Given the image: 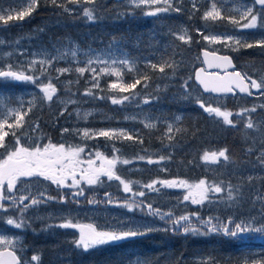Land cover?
I'll list each match as a JSON object with an SVG mask.
<instances>
[{
    "label": "rangeland",
    "instance_id": "rangeland-1",
    "mask_svg": "<svg viewBox=\"0 0 264 264\" xmlns=\"http://www.w3.org/2000/svg\"><path fill=\"white\" fill-rule=\"evenodd\" d=\"M213 2L217 4V7L221 8V11L225 16H232L238 21H241L240 11L246 10L248 7H254L255 5L253 1L240 3L235 0H232V3L231 1L230 3H226L223 2V0H173V5L178 7L182 4H187V7H190L188 8L190 11L188 17L191 18V11L197 12L200 10V12L203 14L205 11L211 8ZM120 4L134 7L132 4H130L129 0L121 1ZM194 4L195 8L193 7ZM159 6L164 5L161 3ZM25 7H27V0H0V10H3V14L5 15L9 14L10 11L12 14H14L15 11L22 10ZM140 8L146 9L147 7L142 5ZM236 9H239L240 11H235ZM254 14H257L258 17L264 15L262 11L257 12L255 9ZM220 21L221 20L215 22L211 21V23L213 24ZM225 22L230 25L229 28L231 30H229V28L227 30H220V28L212 29L209 30V32H207L205 35L219 36L222 41L228 36L232 37L233 40H241L242 42L248 40H264V28H260L259 34H246L242 31L239 24L234 25L227 19H225ZM56 25L57 23L54 22L50 28H45L43 33L37 32L35 34H31L24 37V41L19 39L12 44H8V42L5 41V36L0 33V41H2V43H0V70H9L8 66L11 65L12 71H24L28 75H38L39 78H41L44 73L49 74V76L52 75L54 78L58 79L56 80V83L59 84L72 86L80 81H83L86 87H92V73L89 71L81 76L75 71L76 67L85 66L89 58H95L96 56H99L101 60H107L109 62L114 59L119 60L127 57L123 52L121 44L118 40L113 41L108 46L91 47L86 44V41H81L80 38L71 31L56 29ZM184 30L188 32L189 25L181 26L180 31H177L176 34H180ZM207 42L211 47L214 48H216L215 45L217 47L220 45H229L232 47L236 46L232 42ZM74 48L78 49L77 56L75 58L71 55V51ZM9 53L10 55H8ZM61 53L66 54L62 58L53 61L50 67L46 65L45 67L47 68V71L43 74H41L39 70V64L35 66L34 70L28 69L29 62L33 59H51L53 56H58ZM130 60L134 64L135 60ZM239 66H244L245 69L248 68L250 70L249 62H241L239 63ZM93 67H97V69L99 68L98 65H93ZM116 67L122 71L124 83L134 82L135 74L132 71H128L126 67L120 68L119 65ZM59 68H71L72 71L61 74L57 72V69ZM103 77L105 76H100L98 78L99 83ZM110 77L111 78L108 79L109 83L117 82L116 77ZM70 81L71 83H69ZM157 85H159V89H157ZM135 91L139 93L135 99L126 101L119 105L112 104L110 99L109 103L105 107L96 106L88 100H79L77 96L75 97L73 95L56 97L55 106L57 110L54 113L55 123L51 122L50 124L57 125L58 141L55 143V145L64 144L66 147L70 146L72 148L84 149V151L81 152L78 157H75L72 162L63 166L66 171L69 169L75 171L76 178L80 180V184L78 186H70L72 185V178L70 175L65 181L66 186L63 187H58L57 184L52 183L51 180H45L43 177H21L17 182L18 191L26 196H30L28 194L46 192L47 183L54 185L55 190L59 191L60 193L63 190H67L69 192L71 191V194L80 188V186H89L90 188L101 186L105 191L107 188L113 185L115 189L118 188V191L120 192L119 197L121 198L111 204L107 203V199L103 200L102 205L85 204L83 206H75L72 204L69 209H60L52 206L42 205L35 206L32 211L29 212L30 214L27 215V218L31 221L27 224V229L29 230L31 236L30 243H28L24 249L20 244L22 238H24V235L18 233L20 230H22V227L15 228L12 225H8L6 221L1 219L0 236L15 242L14 247L10 246L11 248L18 249L19 251L22 250V252L24 250L22 254V261L24 264H37L36 261L31 260V257L35 254H39V252L35 253L34 250L29 251L30 247L36 246H42L46 250L47 257L51 256L49 257L51 259L50 264H69L71 260H64L65 254H63V252H66L67 249L68 251L72 250L73 247H75L73 241L79 238V229L58 227L59 224L69 219L75 224L82 226L93 225L100 230L119 231L132 229L144 231L146 228L153 229V231L147 232L146 235H144L147 237L153 235L154 233L160 232V234L163 236L165 234L168 236L167 232L169 231L179 235V247L177 249L178 252H167V250L166 252H156L149 250L148 259L151 262L150 264H199V261L204 258H211L212 264H216L225 255H227V258H230L232 262L235 261L239 262L240 264H252L253 261H259L258 250L256 247H251L257 241V232H246L238 234L235 237L231 235L224 236V238L229 240L232 239L237 243L243 241L247 242L245 243L246 248L238 253H234L230 250H227V252L218 250L215 243H209V246H212V248L206 247L205 249L197 250L195 247L198 245V242L194 241L193 238L199 240L201 234L194 235L192 233H184L181 225L187 226V221H182L181 225H174L172 221L180 216H188L191 225L199 228L201 232L207 231V223L201 224L200 221L203 220L207 222L209 218H211L212 223L215 225H218V222L221 224L228 223L229 217L232 218L233 223H238L241 221L247 223V221L255 217L256 219L253 221L252 227H260L262 224H264V215L255 212V210L250 206L248 207V205H243L246 201L241 199L246 198L252 204H260L262 207L261 201H254L253 198L257 195H261L260 191L261 189H264V167H262L257 161V156L260 149L264 148V143H261V134L264 133V123H261L260 132L247 130L249 138H245L243 141L244 143L241 142L242 145L239 143L235 144L231 153H229L231 149L227 147L231 162L234 159V154L241 152V155L244 157V159L242 161H237V163H225L223 160H221L219 164L205 163L201 161L200 157L205 150L213 151L212 147L195 149V147L188 146L183 148L174 142L175 139L180 140V138H178L180 136H175L174 140L171 142H169L166 138H163L164 140L161 142L162 146L165 147L163 154L160 152L158 147L157 150L152 151L151 155L149 154L148 156V158L151 157L153 160H157L160 156H170L171 159H165L159 163L148 164L146 158L145 160H141L139 164L133 162L127 165L120 164L123 168L117 167V164L115 169L117 175H119L126 182H133L130 187L136 186L137 189L131 188L132 191L126 193L123 190V185H121L119 181H110L108 180L107 176L103 175L101 176V182L95 185H89L85 180L80 179V170L89 168L88 161L90 159L94 162L92 165L93 168L98 169L101 166L103 161L97 157V152L102 154V149L111 147L112 150L113 148L119 150L118 152H115V154H124L128 146L129 148L131 146H135L136 141L141 137V132H143L144 129H149L144 127L143 121L155 122L156 127L149 130L161 128L163 135L166 131L168 123H174L175 127H178V124L186 116H188L189 110L192 114V118H198L200 116V112L198 110L202 108L196 103L197 99L204 102L206 106H230V102L227 101V96L212 97L210 95H203L202 93L194 92L190 89H183L182 91L179 90L177 92L168 91L166 85L160 83L152 84L150 81H148L147 87H145L142 83L141 85H138ZM116 92L117 93L114 95L112 93L111 96H116L119 98L122 95H127V93H120L118 90ZM252 94L253 96L249 98V102L247 99H245V96L244 98H240L239 96L233 97V102L243 105L244 109L252 107H256V109L258 107L264 108L261 107L264 105V97H262V94L264 93H262L260 90L254 89L252 90ZM5 95V93H1L0 97L6 103V112L9 108H21L24 104H29L30 101L35 102L37 97L35 88H27L26 90L21 91L14 101L7 100ZM41 96H43V94H41ZM145 97L150 99V102L147 104L142 103ZM68 99L74 100L76 103L67 105V110L64 111L63 115H61V110L64 108V104H62L61 101H66ZM9 101L11 103L7 104ZM77 109L80 111V117L77 116ZM84 112H90L91 115L87 119H84ZM249 115L254 122H264V116L258 115L257 110L253 113H250ZM177 116L181 117L179 121L175 119ZM125 117L130 118L125 119ZM131 117H135V119H132ZM247 119L248 116H246L245 120L242 121L243 126ZM37 124L38 123L34 124L31 128V137L29 136L30 139L26 141V144L28 145L32 146L33 138L39 139L42 136L41 127L38 124L39 127L37 128ZM65 128L69 129V131L63 132V129ZM84 129H89L92 131H98L101 129H123L129 135H132L134 139L108 140L104 137L86 138L82 134H78V132H82ZM253 139L255 140V143H253ZM23 146L29 148L27 145ZM248 147L254 148V151L251 154H248L245 151V149ZM5 152L0 153L4 154ZM108 159L112 158L109 157ZM134 159L135 158L131 157L127 160L132 161ZM180 161H186L187 166L192 172V178L187 179L176 177L171 172V167L178 169L177 163ZM173 164H175V166H173ZM153 171L158 172V174L154 173L152 175L150 172ZM144 175H146V179L144 178ZM248 176L255 177L256 179L249 183L247 181ZM201 179H205L207 182H209V184L220 183L223 181L225 188L229 182L234 186L242 185L241 195L238 197L240 200L228 201L226 199V192H209L206 194L202 193L195 187V185ZM154 180L185 181L186 186L168 188L157 184L156 187L159 188L160 191H150L149 189L143 187V185ZM141 191L144 192V196L138 195V193ZM185 196H188L189 199L185 200ZM204 196H206V198H203ZM96 198L97 197H93L92 199L96 200ZM194 199L202 200V202L193 203L192 201ZM125 203L132 204L133 207L131 209L124 207L123 205ZM149 204L152 205L154 210H159L162 215L168 213L171 215H164L163 219L161 218V215H152L149 213V209L147 207ZM136 205L140 206L137 207ZM219 215L224 216L222 217L223 222L221 219H219ZM51 222H54L52 225L54 227V234L52 235L55 238L53 244L43 243L41 245H35L36 233L45 231L44 228H47L49 225H51ZM229 226L231 227L232 225ZM180 234L189 238L188 244L186 242H182V244H180ZM208 234L215 235L217 233ZM232 240L231 242L233 243ZM65 243V247L68 248L64 247ZM6 246L7 245L0 246V248H4ZM41 258L44 257L41 256ZM45 261L47 260L45 259ZM78 264H80V262H78ZM121 264L127 263L122 262Z\"/></svg>",
    "mask_w": 264,
    "mask_h": 264
},
{
    "label": "trees",
    "instance_id": "trees-1",
    "mask_svg": "<svg viewBox=\"0 0 264 264\" xmlns=\"http://www.w3.org/2000/svg\"><path fill=\"white\" fill-rule=\"evenodd\" d=\"M230 1L231 0H223V2L226 3H230ZM235 1L247 3L251 0ZM57 5H63V7H59ZM187 6V4L180 5V14L178 11L174 10L177 7L173 5L172 11L160 13L158 16H148L145 15V12L149 11L148 8L144 9L140 7L136 8L125 6L120 4V2H115L114 0H95L94 4H88L86 0H77L75 3L72 2V0H57V4H53L52 0H38V6L36 9L23 21H10L7 25L0 22V33L5 36V41L8 42V44H12L19 39L24 41V37L31 34H35L37 32L43 33L45 28H50L55 22L57 23L56 29L71 31L73 34L77 35L81 41H86V44L91 47L108 46L113 41L118 40L126 56L129 59L135 60V70L132 71L135 74V79L138 78L140 74H147L150 77L149 81L152 84H164L167 86L168 91H182L185 89V82H187V89L201 93L200 88L193 80V69L200 64L199 52L202 48L214 49L222 53H228L233 57L235 64L243 74H247L258 81L264 77V48L232 47L229 45H220L218 47L215 45L216 48L211 47L210 44L203 39V35L212 29L220 28V30H227L230 25L225 22V19L213 24L210 20H202L200 19V10L197 12L191 11L190 18L188 17L190 13L188 8L190 7ZM84 8L93 9V14L95 16L93 21L87 20V18L83 15ZM243 22L244 20L240 21V23ZM187 25H189L188 34L192 39L191 43L186 44L177 39L176 36L172 35V33L180 31L181 26ZM197 29L200 31L198 32ZM259 30V27L250 29L248 33L259 34ZM243 42L254 43L255 41L248 40ZM162 59L175 60L177 67L174 74L172 70L166 69V74L162 75L158 71H154L146 66V63L149 60L153 63H161ZM241 62H249L250 70L248 68L245 69L244 66H239V63ZM25 74L28 75L27 73ZM34 77L37 78L35 82L13 81L8 78H0V94L5 93L7 100L14 101L17 95L27 88H35L37 96L32 110L25 118V124L23 127L16 130V136L9 134V136L5 138V142L8 145L9 150H14L17 136L20 137V143L22 145L29 146V148L36 147L37 145L43 148L44 145L49 143L53 145L57 143V125H50L51 122L55 123L54 113L57 110L55 106L56 97L73 95L75 97L77 96L79 100H88L96 106L105 107L110 100L108 97H110L112 93L113 95L117 93V90L109 89L107 87L109 83L108 79L111 78L110 76L103 77L98 88L86 87L83 81H80L72 86L59 84L56 83V80H58L57 78H54L52 75L49 76V74L45 73L41 78H39L38 75H34ZM49 82H51L57 89V94L53 99L54 101L52 100L51 102L43 100V96H41V94H43L41 91V85H46ZM89 88L92 89L93 95H84L85 90ZM260 91L264 93V91ZM99 97L105 98L100 99ZM239 97L244 98V96ZM245 97V99L249 102V97ZM262 97H264V94H262ZM227 101L230 102V106H222L220 108L221 110H229L234 113L230 119L237 123V127L225 125L222 118H217L214 115L210 116L203 109L198 110L200 112V116L198 118H192V114L189 110V117L186 116L178 124L179 128L186 129V131L175 134V136H180L178 137L180 140L175 139L174 142L183 148L188 146L195 147V149L212 147L213 151L229 147L231 149L229 153L232 152L235 144L239 143L242 145L241 142L245 139V130L242 125V121L245 120L246 116H236L235 113L244 109V106L234 103L233 97H228ZM10 103V101L7 102V104ZM5 104L6 103L0 97V119L7 117V108H5ZM29 107V104H24L22 109L27 111ZM256 110L258 115L264 116V108L258 107ZM8 119L9 122H12L14 118L9 117ZM36 123H38L41 127L42 136L39 139L33 138V144L31 146L26 144V141L30 139L31 128ZM5 130L8 129L6 128ZM141 140L143 143L140 142ZM163 140L161 128L154 130L144 129V131L141 132V137L136 141L135 146H131L130 148L128 146L124 154H115L111 147L102 149L101 152L103 156L107 158H113L114 155L119 156V158L122 157L121 159L133 157L135 159L131 162L139 164L141 161L138 159L139 156L148 158L149 154L151 155L152 151L157 150L158 147L160 152L163 154L165 151V147L161 144ZM0 152H5V150L0 149ZM228 155L230 157V154ZM1 158H3V156H0V159ZM233 158L232 162L230 160L231 163H237V161H242L244 159L241 152L234 154ZM173 166H175V164H173ZM117 167L123 168L120 164H118ZM177 168L178 169L171 167V172L176 177L187 179L193 177L186 161H180L177 163ZM150 173H152V175L154 173L158 174L156 171ZM144 178L146 179V175H144ZM80 188H83L84 190V201L90 198L91 194H95L99 191L101 193H109L111 197L120 196L118 188L115 189L113 185L105 191L101 186H96L95 188L80 186ZM131 188L137 189L136 186H132ZM78 189L76 191H78ZM57 192L60 193L59 191ZM260 192L261 195H264V189H261ZM241 199L246 201L243 205H248L252 207L255 212L264 215V213H262V207H264V205L261 207L260 204H252L246 198ZM239 200L240 199L237 197V201ZM219 217L222 221V217L224 216L219 215ZM217 224V226L222 225L220 222ZM160 233H154L148 237L138 236L130 238L129 240L118 241L105 246H98L94 249L88 250L87 252L73 247L72 250L68 251L67 249L66 252H63V254H65L64 260L70 259L71 261L69 264H78V262H80V264H82V262L83 264H121L122 262L127 264H150L151 262L148 259L149 250L156 252H166V250L167 252H178L179 235L174 234L171 231L167 232L168 236L166 234L163 236ZM216 233L217 234L215 235L201 234L199 240L193 238L194 241L198 242V245L195 248L197 250H202L206 247L212 248V246H209V243H215L218 250L226 252L227 250H230L234 253H238L246 248V241L237 243L232 239L229 240L224 238L225 234L223 232ZM188 241V237L180 234V244H182V242H186L188 244ZM65 246L66 243L64 244V247ZM251 247H256L258 250L257 242H255ZM30 248L33 250V247ZM43 260L37 264H50L51 259H47V261ZM216 264L240 263L235 261L232 262L230 258H227V255H225Z\"/></svg>",
    "mask_w": 264,
    "mask_h": 264
},
{
    "label": "snow or ice",
    "instance_id": "snow-or-ice-1",
    "mask_svg": "<svg viewBox=\"0 0 264 264\" xmlns=\"http://www.w3.org/2000/svg\"><path fill=\"white\" fill-rule=\"evenodd\" d=\"M72 2H77V0H72ZM88 4H94L95 0H86ZM130 4L134 7L139 8L142 5L146 6L149 11L145 12V15L148 16H158L160 13H167L173 10V0H129ZM53 4H57V0H52ZM163 4V7H160V4ZM254 4L260 5L262 13H264V0H254ZM38 6V0H27V7L23 8L22 10L15 11L14 14L9 12V14H3V10H0V22H3L4 25H7L10 21H23L26 17L30 16L33 11ZM59 7H63V5H57ZM195 8V4L193 5ZM67 10V9H65ZM175 11H180L179 8H175ZM235 11H240L236 9ZM83 15L89 21H93L95 16L93 14V9L84 8ZM202 19L205 21H219L223 19L229 20L232 24H239L242 29H254V28H264V15H261L258 19V15L254 14V8L248 7L246 10L240 11V20L246 21L245 23H240V21L236 20L232 16H225L221 8L217 7L215 2L212 3L211 8L203 13ZM199 32L200 30L197 29ZM172 35L176 36L177 39L183 41L184 43H191V36L188 34L186 30L182 31L180 34L172 33ZM203 39L205 41H209L210 43L215 42H232L238 47L244 48H253V47H261L264 48V40H258L254 43H244L241 40H233L232 37L228 36L225 37L222 41L219 36L216 35H203ZM2 43V41H0ZM78 49H73L71 51L72 57L77 56ZM66 53H61L58 56H53L51 59H33L29 62L28 69L34 70L37 64L40 65V72L43 74L47 71V66H51L53 61L62 58ZM10 55V53L8 54ZM204 55L207 57L208 53L205 52ZM224 61L226 64L230 65L231 60L228 57H217ZM93 65H98L99 68L93 67ZM119 65L120 68L126 67L128 71H134L135 65L133 62L128 59L127 57L119 60H101L99 56L95 58H89L83 67H76L75 71L79 73L81 76L84 75L86 72L92 73V87L98 88L99 87V77L100 76H114L117 79V82L109 83L108 88L118 90L120 93H127V95H122L119 98L116 96L108 97L111 99V103L114 105L123 104L126 101L135 99L139 93L135 90L137 89L138 85L144 84L145 87L148 86V81L150 77L147 74H140L138 78L134 80L132 83H124L123 82V73L122 71L117 68L116 66ZM146 66L151 68L154 71H158L160 74H166V69H170L175 73V69L177 64L175 60H168L162 59L161 63H153L150 60L147 61ZM9 70H0V78H11L13 81H33L37 80L36 77L32 75H26L24 71H12L11 65L8 66ZM71 68H59L57 72L63 74L67 72H71ZM196 80L200 82V84L204 85L205 90H208V85L201 78V73L198 71L196 73ZM71 83V81L69 82ZM235 84V86L239 89L241 93H248L251 95L250 89H257L264 91V77H262L259 81L253 79L251 76L247 74H242L240 72H235L225 83L214 86L211 88V91L214 92H233L234 89L231 85ZM185 89H187L188 85L187 82L184 84ZM157 89H159V85H157ZM41 91L43 93L42 99L48 102H51L57 94L56 87L49 82L46 85H41ZM84 95L92 96L93 92L92 89H86ZM100 99H104L105 97H99ZM187 98V97H185ZM150 102L148 97H145L142 103L147 104ZM64 104V108L61 110V115H63L64 111L67 110V105L75 104L76 101L68 99L66 101H61ZM196 103L210 116H215L217 118H222L223 123L225 125L231 127H237V123L230 119L231 116L234 115L233 112L229 110H221L220 107H213L211 105H205L204 102L197 99ZM35 102L30 101L27 111L21 108H9L7 110V117L0 119V149H4L6 151V155H3V158L0 159V210L8 211V208L5 207L3 201L9 200L10 205L9 207L15 208L17 205H20L18 211L23 214L26 212L30 207L38 205L42 202L40 198H33L25 195H20L18 198L10 195H5V185L7 193H12L13 190L17 187V182L20 180L21 177H43L45 180H51L52 183L57 184L58 187H63L65 185V181L70 175L72 178V185L70 186H78L80 184V180L76 178V173L74 170L69 169L68 171L65 170L63 167L66 164H69L73 161L75 157H78L81 152L84 151L83 148H72L66 147L64 144L53 145L51 143L44 145L41 148L37 145L35 148H28L24 147L20 143V137L17 136L16 138V146L14 150H9L8 145L5 142V138L9 136V134L16 136V130L21 129L25 124V118L28 116V113L32 110ZM261 107H264L262 105ZM256 111V107L252 108H245L241 109L239 112L235 113L236 116H248V119L244 123V137L247 139L248 131L253 130L254 132H260L261 123L264 122H254L250 113ZM80 111L77 109V116L80 117ZM91 115L90 112H84L83 118L87 119ZM9 117L14 118L12 122H9ZM130 117H125V119H129ZM135 119V117H131ZM177 121L181 119V117L177 116L175 118ZM145 128H155L156 123L151 121H143ZM36 127L38 128L39 125L37 124ZM8 130H5V129ZM35 130V129H34ZM69 129H63V132H68ZM186 131V129H182L179 127H175L174 123H168L166 127V131L163 134V138H166L169 142L173 141L175 138V134ZM78 134H82L86 138H95V137H104L108 140L113 139H125V140H133L134 137L129 135L125 130L120 129H108V130H98L92 131L89 129H84L82 132H78ZM143 143V141H140ZM253 143L255 140L253 139ZM261 143H264V133L261 134ZM114 152H118V149L113 148ZM248 154H251L254 151L253 147H248L245 149ZM229 150L225 148H221L219 150L214 151H207L205 150L201 155V161L205 163H213L219 164L221 160L225 163L230 162V157L228 155ZM97 157L100 158L103 162L101 166L97 168H93V161L90 159L88 161L89 168L81 169L80 170V179L85 180L89 185H95L101 182V176H107L108 180H116L119 181L121 185H123L124 192L132 191L130 185L133 183L131 181L126 182L122 179L119 175H117L115 169L117 164H129L131 161L124 159L121 160L119 156L114 155L112 159H108L107 157H103L101 153H96ZM138 159L145 160L144 156H139ZM165 159H171V157L160 156L157 160H153L151 157L147 158L148 164L159 163ZM257 161L259 164L264 167V148H261L259 154L257 156ZM191 163V161H190ZM255 177L248 176L247 181L251 183ZM157 184L162 186L172 188V187H183L186 186L185 181H176V180H163V181H152L148 184L143 185L144 188L149 189L150 191H160L159 188L156 187ZM197 189H199L202 193L206 194L209 192L212 193H223L226 192L227 196L226 199L228 201H237V197L241 195V187L242 185H232L230 182L228 183L227 187H224V182L221 181L220 183H211L207 182L205 179L199 180V182L195 185ZM74 196L84 195L83 188H79L77 192L73 193ZM140 196H144V192L141 191L138 193ZM44 193H40V197H43ZM105 196L108 198L107 203L111 204L114 201L112 200L109 193H105ZM203 198H206L204 196ZM47 199L51 200L54 199L53 197H47ZM65 197L61 196L60 200H64ZM185 200L189 199L188 196L184 197ZM255 200L261 201L262 205H264V195H257L254 198ZM78 202V201H77ZM193 203H201L202 200H193ZM89 204L97 203L94 199L88 200ZM124 207H128L131 209L133 207L132 204L125 203ZM139 207L140 205H136ZM149 209V213L152 215H161V218H164V215H171L168 214H161L159 210H154L152 205H147ZM262 213H264V207H262ZM256 218L253 217L251 220L245 223L244 221L233 223L231 217H229L228 223L222 224L219 227L212 223L211 218L207 222L201 220V224L207 223V231L201 232V230L195 226L191 225L188 216H180L176 218L172 223L174 225H181L182 221H187L188 225L184 226L181 225L183 228L184 233H192V234H202L207 235L208 233H216L222 231L225 235H231L233 237L237 236L238 234L246 233V232H264V224L260 227H252V223ZM6 223L8 225H12L15 228H21L24 226V221L20 220L19 222L13 218L7 219ZM229 225H232L231 227ZM61 228H74L79 229V238L74 240L73 243L76 248L82 249L83 251L87 252L90 249H94L101 245H107L110 243L118 242L127 240L130 238L144 236L147 232L153 231L151 228H146L144 231L139 230H100L93 225L82 226L79 224L73 223L70 219L66 220L65 222L58 225ZM15 242L13 240H9L0 236V246H12L14 247ZM7 257V259H3ZM32 261H39V257L37 255H33L31 257ZM0 264H24L18 256L16 255L15 251H10L5 248L3 251H0ZM199 264H212L211 258H204L199 261ZM252 264H264V261H253Z\"/></svg>",
    "mask_w": 264,
    "mask_h": 264
},
{
    "label": "flooded vegetation",
    "instance_id": "flooded-vegetation-1",
    "mask_svg": "<svg viewBox=\"0 0 264 264\" xmlns=\"http://www.w3.org/2000/svg\"><path fill=\"white\" fill-rule=\"evenodd\" d=\"M231 3H232V0H231ZM177 8L180 9V6H178ZM253 8L257 12L262 11L260 6L254 5ZM179 14H180V11H179ZM202 16H203V14L201 13L200 14V17H202ZM245 22L246 21H244L243 23H245ZM249 30L250 29H242V31L245 32L246 34H248V31ZM235 47H237V45ZM46 186H47V189H46V192H44V196L43 197H40V195H39L42 192L28 194V195H30L29 197H33V198H37L38 197V198H40L42 200V202L40 204H38V205H42V206H52V207H56V208H60V209H67V208L69 209L72 204H74L75 206H79V205L80 206H83L85 204L86 205H89L88 200L89 199H92L95 196L97 197L96 198L97 203H94L93 205H102L103 204V200L108 199L104 195V193L97 192L95 194H91L90 195V198H88L86 201H84V198H83L84 195L74 196L73 194L70 193L71 191L69 192L67 190H63V191L60 190L61 193H58L55 190V188H54L55 186L54 185H50V184H47L46 183ZM5 195H10V196H14V197H17L18 198L20 195H23V194H21L18 191V187H16L13 190L12 193H7V191H6L5 192ZM61 196H64L65 197V199L63 201L60 200V197ZM47 197H53L54 199L49 200V199H47ZM113 198H114V199H112L113 201H117L121 197H113ZM3 203L5 204V207L8 208V211L0 210V220L2 219L4 221H7V219H9V218H13V219L17 220L18 222L20 220H23L24 221V226L25 227H22V230H20V232H18V233L24 235V238H22L21 243H20L21 246L24 249V248H26L27 244L30 243V236H31L30 233H29V230L27 229V224L29 222H31V221L27 218V215L30 214L29 212H31L32 209L35 206H37V205L30 207L26 212H24L23 214H21L18 211L20 205H17L15 208H12V207H9V205H10V201L9 200H5V201H3ZM50 224L51 225H49L47 228H44L45 231H41V232H37L36 233V236H35V238H36L35 239V245L36 244L41 245L43 243L53 244L55 238L52 235V234H54V232H53L54 231V227L52 225L54 224V222L53 223L51 222ZM257 234L258 235H257V239L256 240H257V246H258V249H259V261H264V232H257ZM127 240H129V239H127ZM101 246H105V245H101ZM6 247H8V246H6ZM42 248H43L42 246L33 247V250L35 251V253H38L39 252V254H35V255H37L39 257V261L38 262L36 261V263L41 262L44 258L47 260V259H50L49 257H51V256H48L47 257L46 250L44 248L43 249ZM12 249L15 251V253L17 254V256L22 260V254H23L24 251L22 252V250L19 251L18 249H14V248H12ZM33 250L30 248L29 251H33ZM41 256H43L44 258H41Z\"/></svg>",
    "mask_w": 264,
    "mask_h": 264
},
{
    "label": "water",
    "instance_id": "water-1",
    "mask_svg": "<svg viewBox=\"0 0 264 264\" xmlns=\"http://www.w3.org/2000/svg\"><path fill=\"white\" fill-rule=\"evenodd\" d=\"M115 2H121L124 0H114ZM254 1V0H253ZM260 6V5H259ZM207 52V57L204 55V53ZM201 61L202 64L197 66L193 71V80L194 82L199 86L200 90L204 94H211L214 96H223V95H245L248 97H252V94L249 95L248 93H241L239 89L235 86V84L231 85L234 89L233 92H214L211 91V88L214 86H219L223 83H225L235 72H239L235 69V63L231 59L230 55L228 54H222L215 51H211L208 49H202L200 52ZM217 57H228L231 60V64L228 65L224 61L217 59ZM201 73V78L205 80V82L208 85V90H205L204 85L200 84L198 80H196V73ZM251 91V89H250ZM74 193V192H73ZM5 248L0 249V251H3ZM10 251H14L11 248H7ZM17 255V254H16ZM19 258V257H18ZM3 259H7V257H4ZM20 259V258H19Z\"/></svg>",
    "mask_w": 264,
    "mask_h": 264
},
{
    "label": "bare ground",
    "instance_id": "bare-ground-1",
    "mask_svg": "<svg viewBox=\"0 0 264 264\" xmlns=\"http://www.w3.org/2000/svg\"><path fill=\"white\" fill-rule=\"evenodd\" d=\"M231 59L233 60V62H234V59H233V57L231 56ZM235 63V62H234ZM61 132V131H60ZM249 207V206H248ZM253 209V208H252ZM47 242V241H46ZM43 249V248H42ZM24 251V250H23ZM169 255V254H168ZM28 256V255H27ZM40 256V255H39ZM68 258H69V256H68ZM62 261V260H61Z\"/></svg>",
    "mask_w": 264,
    "mask_h": 264
}]
</instances>
